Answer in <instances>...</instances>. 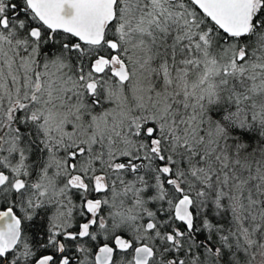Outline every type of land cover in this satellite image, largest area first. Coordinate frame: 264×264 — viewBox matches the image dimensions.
Returning <instances> with one entry per match:
<instances>
[{
	"label": "snow or ice",
	"instance_id": "snow-or-ice-1",
	"mask_svg": "<svg viewBox=\"0 0 264 264\" xmlns=\"http://www.w3.org/2000/svg\"><path fill=\"white\" fill-rule=\"evenodd\" d=\"M0 264H264V0H0Z\"/></svg>",
	"mask_w": 264,
	"mask_h": 264
}]
</instances>
